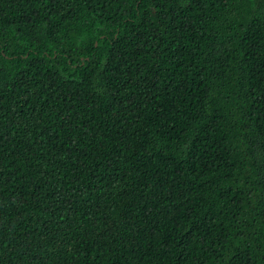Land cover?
<instances>
[{"label": "trees", "instance_id": "obj_1", "mask_svg": "<svg viewBox=\"0 0 264 264\" xmlns=\"http://www.w3.org/2000/svg\"><path fill=\"white\" fill-rule=\"evenodd\" d=\"M0 264H264V0H0Z\"/></svg>", "mask_w": 264, "mask_h": 264}]
</instances>
